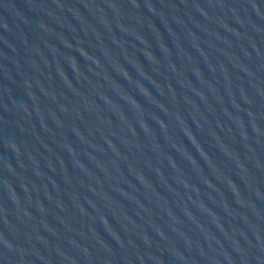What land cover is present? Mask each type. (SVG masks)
Returning a JSON list of instances; mask_svg holds the SVG:
<instances>
[{
	"label": "water",
	"instance_id": "water-1",
	"mask_svg": "<svg viewBox=\"0 0 264 264\" xmlns=\"http://www.w3.org/2000/svg\"><path fill=\"white\" fill-rule=\"evenodd\" d=\"M0 118L112 264H264V0H0Z\"/></svg>",
	"mask_w": 264,
	"mask_h": 264
}]
</instances>
